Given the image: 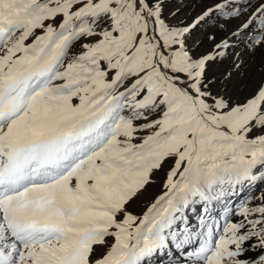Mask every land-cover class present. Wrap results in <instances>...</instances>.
Segmentation results:
<instances>
[{"label": "snow or ice", "instance_id": "obj_1", "mask_svg": "<svg viewBox=\"0 0 264 264\" xmlns=\"http://www.w3.org/2000/svg\"><path fill=\"white\" fill-rule=\"evenodd\" d=\"M167 5L0 0V264H264V0Z\"/></svg>", "mask_w": 264, "mask_h": 264}, {"label": "rangeland", "instance_id": "obj_2", "mask_svg": "<svg viewBox=\"0 0 264 264\" xmlns=\"http://www.w3.org/2000/svg\"><path fill=\"white\" fill-rule=\"evenodd\" d=\"M192 2L193 3H200V6L195 7V8L190 7V6H185V5L189 4V0H168V5H167V8L165 11H166V13L169 11H175V9L179 7L182 9V11L175 18V20H173V22L181 20V19H185V18H187L188 20H191L192 17H194L195 15H198L200 13V11L203 7V4H211L212 0H202V2H200V0H192ZM216 23L217 24L225 23V21L223 19H220V20L216 21ZM239 23H240L239 19H233L230 23L226 24V28H228L229 30H232L237 25H239ZM208 30L209 31H216V29H214V28H209ZM223 34L224 33H222V32H218V35H223ZM194 35L197 39H199L205 35V32L198 29ZM241 47H243V45H241ZM236 51L242 52L243 57H244L246 63L249 64L250 68H252L254 66H258L261 63H264V51L258 50L255 53V55H251V56H250L249 52H245L243 50H240L239 48L236 49ZM253 76L258 78V74H256V73H253ZM158 175L162 176V173L158 174ZM259 188H260V190L264 189V184L263 185L262 184L254 185L249 190H247L245 193H247V192L255 193L256 191H258ZM260 190H259V193H260ZM160 191H161V187H160V182L158 180L155 184L150 186L149 190L146 193H144L138 200H136L133 203V205H132L133 211H135L137 213H142L145 209V205L147 203H149L155 195H158L160 193ZM259 193L257 195H259Z\"/></svg>", "mask_w": 264, "mask_h": 264}, {"label": "bare ground", "instance_id": "obj_3", "mask_svg": "<svg viewBox=\"0 0 264 264\" xmlns=\"http://www.w3.org/2000/svg\"><path fill=\"white\" fill-rule=\"evenodd\" d=\"M240 2L243 3L244 0H240ZM253 2H254V0H253ZM242 48H243V47H240L239 49H240V50H243V51H245V52H248L247 49H245V48L242 49ZM262 185H263V184H262ZM261 187H262V186H261ZM261 187H260V188H261ZM260 188L258 189V191L255 192L256 195L259 193ZM252 193H253V192H250V193L247 192V193H245L244 195H251Z\"/></svg>", "mask_w": 264, "mask_h": 264}]
</instances>
